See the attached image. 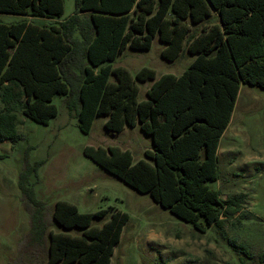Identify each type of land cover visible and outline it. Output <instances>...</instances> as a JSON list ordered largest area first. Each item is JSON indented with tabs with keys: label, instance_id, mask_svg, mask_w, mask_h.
I'll list each match as a JSON object with an SVG mask.
<instances>
[{
	"label": "trees",
	"instance_id": "trees-1",
	"mask_svg": "<svg viewBox=\"0 0 264 264\" xmlns=\"http://www.w3.org/2000/svg\"><path fill=\"white\" fill-rule=\"evenodd\" d=\"M75 3L72 15L51 24L0 21V142L22 138L18 113L48 124L59 111L56 95L68 96L84 133L99 114L108 115L105 127L111 131L139 124L152 138V149L145 152L149 160L135 162L129 149L118 146H87L85 154L196 229L223 230L243 209L247 194L223 198L208 181L219 177L220 139L241 85L264 88V0ZM64 11L65 0H0L5 13L55 18ZM155 36L166 44L162 55L168 60L185 51L196 56L181 75L156 79L150 67L134 76L125 66H113L127 46L150 49ZM154 79L148 98L140 101L138 82ZM42 163L26 158L19 174L29 214L22 264L42 252L47 264H111L129 214L117 209L99 226L93 220L108 209L80 212L68 200L51 207L30 181ZM55 223L82 233L56 232Z\"/></svg>",
	"mask_w": 264,
	"mask_h": 264
},
{
	"label": "rangeland",
	"instance_id": "rangeland-1",
	"mask_svg": "<svg viewBox=\"0 0 264 264\" xmlns=\"http://www.w3.org/2000/svg\"><path fill=\"white\" fill-rule=\"evenodd\" d=\"M75 9V0H65L60 17L0 12V21L51 24L69 17ZM165 46L155 36L150 49L127 46L112 64L127 67L134 76L142 67L155 69L156 79L166 73L181 75L196 56L185 51L175 60H168L162 55ZM156 79L138 82L140 101L148 98L147 91ZM67 97H54L59 111L48 124L18 113L17 128L22 138L15 144L11 140L0 142V264L24 261L20 245L29 230V214L21 202L19 174L26 158L32 164L43 161L30 181L37 196L51 207L58 200H68L80 212L108 209L104 217L93 220L92 225L99 226L117 209L129 214L111 264H263L264 88L241 85L231 121L220 139L219 177L208 181L223 198L246 193L244 207L226 220L223 230L212 225L206 232L180 219L149 193L132 187L85 154L87 146H118L129 149L135 162L149 160L145 152L152 149V138L139 124L111 131L105 127L108 115L99 114L91 131L84 133L77 110L69 107ZM2 105L0 100V108ZM51 228L82 233L80 228H64L57 223ZM27 262L47 264V256L42 252L27 257Z\"/></svg>",
	"mask_w": 264,
	"mask_h": 264
}]
</instances>
